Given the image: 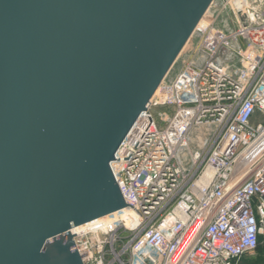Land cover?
I'll return each mask as SVG.
<instances>
[{"label":"water","instance_id":"obj_1","mask_svg":"<svg viewBox=\"0 0 264 264\" xmlns=\"http://www.w3.org/2000/svg\"><path fill=\"white\" fill-rule=\"evenodd\" d=\"M212 0H0V264H83L126 206L110 162Z\"/></svg>","mask_w":264,"mask_h":264},{"label":"built area","instance_id":"obj_2","mask_svg":"<svg viewBox=\"0 0 264 264\" xmlns=\"http://www.w3.org/2000/svg\"><path fill=\"white\" fill-rule=\"evenodd\" d=\"M191 38L110 162L126 206L71 228L83 264H237L264 246V0H212Z\"/></svg>","mask_w":264,"mask_h":264},{"label":"rangeland","instance_id":"obj_3","mask_svg":"<svg viewBox=\"0 0 264 264\" xmlns=\"http://www.w3.org/2000/svg\"><path fill=\"white\" fill-rule=\"evenodd\" d=\"M191 42H192V38H191V40H189V43L187 42L188 43L187 46L185 45L184 48L182 49V51L180 52L179 57L177 58V62L175 63V66L179 62H182L184 59H186L187 49H188ZM209 132L210 131L206 128L201 129V130H195L194 132H192L191 138L189 141V147L191 149L196 148L197 147V145L195 143V140L197 139L196 137L201 135L203 137V140H204L205 138H207ZM242 259L249 262V264H264V251L257 252L254 255L244 256Z\"/></svg>","mask_w":264,"mask_h":264},{"label":"bare ground","instance_id":"obj_4","mask_svg":"<svg viewBox=\"0 0 264 264\" xmlns=\"http://www.w3.org/2000/svg\"><path fill=\"white\" fill-rule=\"evenodd\" d=\"M107 219H108V216H103V217L97 218L95 220H92L90 222H87L86 224H83L82 226H89V225H93V224H96V223H99V222H104Z\"/></svg>","mask_w":264,"mask_h":264},{"label":"trees","instance_id":"obj_5","mask_svg":"<svg viewBox=\"0 0 264 264\" xmlns=\"http://www.w3.org/2000/svg\"><path fill=\"white\" fill-rule=\"evenodd\" d=\"M261 251H264V246H259L256 253L261 252ZM242 258L237 262V264H249V262H247L246 260H244Z\"/></svg>","mask_w":264,"mask_h":264}]
</instances>
